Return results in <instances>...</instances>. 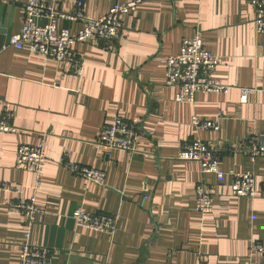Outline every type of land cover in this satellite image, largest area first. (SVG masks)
Segmentation results:
<instances>
[{
  "label": "crops",
  "instance_id": "crops-1",
  "mask_svg": "<svg viewBox=\"0 0 264 264\" xmlns=\"http://www.w3.org/2000/svg\"><path fill=\"white\" fill-rule=\"evenodd\" d=\"M88 0L97 18L117 2ZM28 0H0V110L7 108L16 132L0 131V264H19L26 217L16 203L35 196L43 216L29 227L30 242L53 251L52 264H252L264 261V156L243 154V140L264 133V34H257L249 0H148L124 17L116 49L93 41L72 51L71 63L9 46L25 20ZM66 13L73 0H58ZM82 23L59 19L76 32ZM201 32L205 47L223 57L214 76L228 93L199 91L193 103L178 102V87L166 83L167 59L186 38ZM249 89L247 98L243 90ZM218 122L199 129L192 117ZM116 117L141 119L135 153L99 146L101 128ZM44 138L41 184L16 167L20 145ZM201 139L221 150V168L250 172L254 197L232 193V176L205 174L196 161L177 158L188 140ZM105 172V185L72 173L65 162ZM204 182L215 208L200 213L195 190ZM145 196H148L146 199ZM116 215L113 234L79 226L77 208Z\"/></svg>",
  "mask_w": 264,
  "mask_h": 264
},
{
  "label": "built area",
  "instance_id": "built-area-1",
  "mask_svg": "<svg viewBox=\"0 0 264 264\" xmlns=\"http://www.w3.org/2000/svg\"><path fill=\"white\" fill-rule=\"evenodd\" d=\"M75 9L71 13L61 11L57 7L58 0H28L24 6L25 20L19 32L11 35L9 46L18 50L28 49L33 53L42 54L55 60L58 64L70 62L72 73L82 76L84 64L72 51L76 42L93 41L97 46L106 49H116L117 41L124 27V17L132 12L139 4L148 0H130L115 3L109 12L100 17L92 18L86 14L88 0H73ZM250 7L255 11V28L257 34H264V0H249ZM59 19H72L81 22L82 28L72 32L68 28H59ZM223 57L213 54L204 44L201 32L186 38L180 51L167 59L166 83L178 87L176 100L190 102L195 100L199 91L228 93L231 86L220 82L214 72L221 64ZM243 98L250 93L243 90ZM141 119H126L116 117L112 122L101 128L98 136L99 146L109 151H128L135 153L138 137L141 133ZM192 123L199 129L215 130L220 128L218 122L203 120L198 116L192 117ZM0 131L16 132L17 128L10 124V113L7 108L0 110ZM241 151L250 158L264 156V133L253 134L243 140ZM179 160L196 161L202 172L214 174L223 178L232 176V193L237 196L254 197L256 194V179L250 172H228L221 168V150L218 146L201 139L186 141L180 148ZM46 161V142L42 138L36 145H20L16 150V167L30 171L36 175L34 188L38 190L43 177ZM69 170L88 182L104 186L105 172L91 166L65 162ZM0 189H11L10 185L0 183ZM195 206L200 213H211L215 208L213 194L204 182H200L195 190ZM147 199L148 196H145ZM15 207L26 217L28 230L25 240L21 243L19 264H52L53 251L46 246L30 242L29 227L43 216L44 211L37 205L35 196L29 200L16 203ZM79 226L95 231L113 234L117 227V216L106 213H89L85 208H77L73 212ZM257 252L264 253L261 243L255 244ZM252 264H264L263 260Z\"/></svg>",
  "mask_w": 264,
  "mask_h": 264
}]
</instances>
